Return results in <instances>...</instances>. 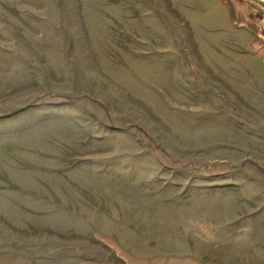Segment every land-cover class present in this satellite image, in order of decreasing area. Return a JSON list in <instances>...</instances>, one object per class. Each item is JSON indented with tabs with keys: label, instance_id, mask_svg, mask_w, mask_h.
Instances as JSON below:
<instances>
[{
	"label": "rangeland",
	"instance_id": "rangeland-1",
	"mask_svg": "<svg viewBox=\"0 0 264 264\" xmlns=\"http://www.w3.org/2000/svg\"><path fill=\"white\" fill-rule=\"evenodd\" d=\"M259 0H0V255L264 264Z\"/></svg>",
	"mask_w": 264,
	"mask_h": 264
},
{
	"label": "crops",
	"instance_id": "crops-1",
	"mask_svg": "<svg viewBox=\"0 0 264 264\" xmlns=\"http://www.w3.org/2000/svg\"><path fill=\"white\" fill-rule=\"evenodd\" d=\"M259 5L264 7V0H259ZM256 28L264 34V14L262 17L256 22ZM143 263L142 260H137L134 256H128V258L123 257L121 261L115 260H98L91 258H83L76 261H71L67 264H137ZM0 264H32L30 260L22 259V258H14L10 255H0Z\"/></svg>",
	"mask_w": 264,
	"mask_h": 264
}]
</instances>
